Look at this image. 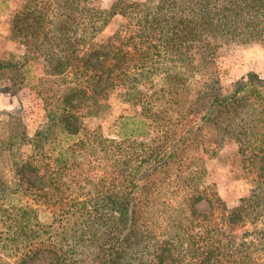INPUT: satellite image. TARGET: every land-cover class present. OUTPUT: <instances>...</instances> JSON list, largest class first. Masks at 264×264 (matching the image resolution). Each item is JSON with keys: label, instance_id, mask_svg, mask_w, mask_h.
I'll return each mask as SVG.
<instances>
[{"label": "trees", "instance_id": "trees-1", "mask_svg": "<svg viewBox=\"0 0 264 264\" xmlns=\"http://www.w3.org/2000/svg\"><path fill=\"white\" fill-rule=\"evenodd\" d=\"M116 15L126 24L102 42ZM47 32L56 44L38 49L53 79L33 87L43 126L28 136L0 118V264L4 249L9 264H264V78L224 93L217 64L224 45L264 43V0H27L10 21L26 44ZM22 67L0 62V81L18 85ZM110 113L106 135L83 123ZM226 146L252 184L233 207L205 182ZM167 191L180 202L164 219Z\"/></svg>", "mask_w": 264, "mask_h": 264}, {"label": "rangeland", "instance_id": "rangeland-1", "mask_svg": "<svg viewBox=\"0 0 264 264\" xmlns=\"http://www.w3.org/2000/svg\"><path fill=\"white\" fill-rule=\"evenodd\" d=\"M92 7L105 10L116 0H90ZM135 2H142L144 0H130ZM27 0H0V62H20L23 67L20 69V78H23L21 83L11 86L9 81H0V118L6 119L9 114L13 117L19 118L25 125L28 136L34 134L35 130L41 128L45 122V112L43 110L42 101L36 96L33 87L39 85V78H52L46 74L47 64L43 60L42 53L39 52V47L42 45L49 46L55 43V39L49 40L52 32H47L41 35L38 40H32L27 44L20 38H12L10 33V21L12 16L20 12ZM55 6H35L36 9L44 8L42 12L48 11L51 14ZM61 8L60 10H62ZM62 12V11H61ZM49 14V18H50ZM53 14V13H52ZM51 14V15H52ZM25 22H32L28 19ZM24 22V23H25ZM126 20L116 15L111 18L107 25L101 28L102 42H105L108 37L115 32L123 29ZM47 29H51V22H45ZM53 37V36H52ZM58 38V35L55 36ZM63 38V37H60ZM34 39V38H33ZM51 42V43H50ZM56 44V43H55ZM72 44L66 42L61 45L59 51L62 55H67L71 49ZM54 51V48H51ZM218 68L220 70V84L224 93H231L234 83L241 77L249 73H254L264 78V43H230L224 45L220 49L219 58L217 59ZM55 82L48 81V86H52ZM192 89V88H191ZM119 92V89L116 93ZM112 111H115L119 105L114 100L112 103ZM113 114L104 119L98 118H84L83 123L88 129H92L97 125L102 126L103 134L109 133V125L113 119ZM235 151L234 147L226 146L222 152L212 159L206 161V184H212L219 197L224 201L228 207H233L240 198L249 195L252 184L244 177H240L235 173L233 167L229 164L231 162V153ZM29 146L20 148L19 153L15 152V159H19V154L25 158L29 154ZM251 170V169H249ZM246 171V169H245ZM254 173L251 171L249 177L251 178ZM166 200L171 202L169 205L172 213H169L166 208H162V217L168 219L172 214L177 212V206L180 199L177 195L167 191ZM168 201V202H169ZM169 202V203H170ZM176 208L175 210L173 208ZM45 208V207H42ZM201 211L206 210L204 203L198 205ZM45 212L40 213L42 221L50 223L51 217L49 211L44 209ZM46 216L48 219L45 220ZM259 225L264 227V213L261 215ZM5 228L0 225V238L5 237ZM0 248L3 250V247ZM4 249L2 259L4 264L10 263L13 258H9ZM264 258V254H263ZM8 263V264H9Z\"/></svg>", "mask_w": 264, "mask_h": 264}]
</instances>
